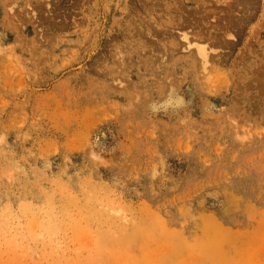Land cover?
Masks as SVG:
<instances>
[{"label":"rangeland","instance_id":"374dc122","mask_svg":"<svg viewBox=\"0 0 264 264\" xmlns=\"http://www.w3.org/2000/svg\"><path fill=\"white\" fill-rule=\"evenodd\" d=\"M243 2L0 0V264H264V0Z\"/></svg>","mask_w":264,"mask_h":264},{"label":"bare ground","instance_id":"6f19581e","mask_svg":"<svg viewBox=\"0 0 264 264\" xmlns=\"http://www.w3.org/2000/svg\"><path fill=\"white\" fill-rule=\"evenodd\" d=\"M232 1V3H230L228 6H227V18H218L217 20L218 21H220V19H222V20H228V21H235L234 19H232V16L234 15L233 14V12L235 13V11L239 14V13H241V14H244V12L245 11H243V9L241 10V9H239L240 8V6H242L243 5V0H231ZM248 4V3H247ZM247 6H249V4L247 5ZM225 11V10H224ZM177 12V11H176ZM197 12V11H196ZM200 12V11H199ZM233 14V15H232ZM236 15V14H235ZM240 15V14H239ZM238 15V16H239ZM246 15V14H245ZM238 16L236 15V18H238ZM215 18V17H214ZM233 18H235L234 16H233ZM242 18V17H241ZM221 20V21H222ZM236 21H238V20H236ZM227 22V21H226ZM229 23H231V22H229ZM228 24V23H227ZM239 24V23H238ZM232 25V24H231ZM237 25V24H236ZM176 28V27H175ZM214 28V27H213ZM230 31H231V29H229ZM180 31H181V34L182 35H180L181 37H182V39H183V41L184 42H189V40H188V34L187 33H185V32H183L182 30H181V28H180ZM230 31H228V32H230ZM165 34H168V33H165ZM171 34V33H170ZM169 37V36H168ZM170 39V38H169ZM181 39V38H180ZM181 39V40H182ZM218 40V39H217ZM193 43L191 42V44H190V42H189V45L191 46ZM195 44V43H194ZM197 44V45H196ZM195 44V48L197 49V51H196V55H198V58L200 59V61H201V65H203V67H204V70L203 71H205V73H206V71H207V65L210 63V60H211V58L213 57L212 55H210L208 52V47L207 48H205V46L203 45V47H201L202 46V44H198V43H196ZM216 44V43H215ZM186 45V44H185ZM189 45H187V46H189ZM198 45H200L199 47H197ZM212 45V44H211ZM193 46V45H192ZM192 46L190 47V48H192ZM214 46V45H213ZM218 46V45H217ZM210 47V46H209ZM216 47V46H215ZM194 48V49H195ZM210 49V48H209ZM211 51V50H210ZM212 52V51H211ZM210 56H212L211 58H210ZM197 58V57H196ZM197 58V59H198ZM213 60H215V57H213ZM212 62V61H211ZM206 69V70H205ZM204 73V72H203ZM204 73V74H205ZM205 76H206V74H205Z\"/></svg>","mask_w":264,"mask_h":264}]
</instances>
